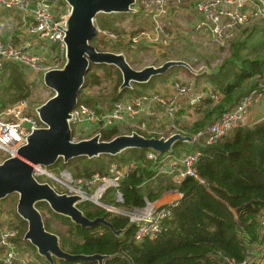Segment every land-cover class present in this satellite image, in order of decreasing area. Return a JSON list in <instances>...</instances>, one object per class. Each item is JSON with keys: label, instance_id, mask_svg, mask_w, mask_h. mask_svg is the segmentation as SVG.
I'll return each instance as SVG.
<instances>
[{"label": "trees", "instance_id": "1", "mask_svg": "<svg viewBox=\"0 0 264 264\" xmlns=\"http://www.w3.org/2000/svg\"><path fill=\"white\" fill-rule=\"evenodd\" d=\"M242 32L248 34V39L256 38L251 45H247L245 42H235ZM231 42H234L233 47L236 55L242 50V47L248 51L244 57L234 56V59L231 60L225 58L219 67L218 75L208 74L212 87L223 94V99L220 102H215L212 98L207 97L194 104H189L191 106L187 109L178 111L179 119L176 120V124L186 130L187 132H184L188 135H193L205 128L223 112L236 106L247 93L256 87L253 78L264 68V53H262L264 29L255 28L253 31L249 28L242 29L230 41V44ZM98 44H93V46L99 51L122 52L118 51L114 45L104 44L101 47L102 41ZM176 53L178 58L169 59L172 57L169 56L170 52L168 59L167 56L164 59L166 61L185 60L183 57H186L191 60L193 65L205 62L209 67L221 59L215 57L208 50H206V55H200L199 58L189 52V49ZM246 56L250 58L247 59ZM135 57L136 60H130L129 63L132 65L139 63L140 65L136 66L138 68H134H142V60L136 55ZM161 63L164 62L161 60ZM2 77L4 79L3 90L8 94L9 105L13 106L15 101L32 97L33 89L26 82L20 65L8 63L1 73L0 82ZM156 78L153 77L147 83H134L132 87L120 89L123 79L119 68L108 64H93L85 77V86L79 94L78 102H85L94 107H98L102 102L113 104L124 98L126 93L140 95L150 92L149 87ZM197 78L200 79V75H197ZM247 82L251 83L250 91L240 97H234L236 88ZM100 84L105 86L101 88L105 100L99 101L88 94L84 96L86 88ZM44 102L46 100L41 104ZM0 107L8 106L1 104ZM71 127L74 128L72 125ZM121 134H125L123 130L111 127L105 129L101 137L102 140H111ZM148 136L159 137V135ZM186 143L188 142L176 143L174 152L201 150L202 156L197 164V170L208 185L200 183L194 177H187L179 184L174 183L171 178L167 180L158 178L157 190L147 189V197L152 200L157 199L165 190L171 188L177 189L182 194L174 206L173 217L166 223L167 229L157 239L137 242L134 239L135 226L130 224L127 218L107 213L104 209L88 202L77 206L91 219L105 216L115 230L122 231L121 234L117 235L113 229L102 224L83 228L73 223L68 217L55 214L51 209H49L50 214H53L61 222H68L70 226L69 230L63 233L53 230L44 220L46 229L57 234L62 249L71 254L107 255L103 264H223L225 256L234 257L237 260L244 259L247 256L248 248L255 243L264 242V234L260 227V218L264 213V119L254 125L234 130L229 136L214 145L203 147L194 143L193 150L177 151L176 147L185 146ZM139 150L142 151V149ZM142 152L141 155L129 152L133 157L129 161L136 162L138 167L122 182L121 189L124 192L126 206L145 204L144 190L147 187L144 185L151 180V171L148 165H144L146 163L142 160L144 151ZM100 156L109 157L112 161H120L119 163L125 161L119 154ZM4 158L6 159V157ZM61 161L48 169L51 172L58 170ZM78 161L83 163L82 168L76 165ZM63 167L67 170L70 169L75 178L91 177L97 171L103 174L107 172V167L101 163L100 157H78L64 163ZM72 167L75 169L72 170ZM108 194L113 197L112 192ZM13 198L8 196L5 202H13ZM37 208H41V204L37 203ZM13 213H15L14 224L16 221L15 226L20 232L21 240L18 242L22 251L21 245L24 243L21 241L24 240L27 223L16 210ZM69 264L99 263L93 260H81Z\"/></svg>", "mask_w": 264, "mask_h": 264}, {"label": "built area", "instance_id": "2", "mask_svg": "<svg viewBox=\"0 0 264 264\" xmlns=\"http://www.w3.org/2000/svg\"><path fill=\"white\" fill-rule=\"evenodd\" d=\"M182 4H187L195 11L197 14L195 28L203 34L207 33L208 39L214 44H227L242 29L255 22L264 21V0H136L134 11H141L153 26L151 29L135 33L130 38L132 46H140L146 41L157 45L163 35L169 36L164 30L163 20H168L172 16L171 6ZM0 9L16 10L27 15L26 19L29 20L27 31L32 37L23 44L15 42L12 38H0V76L6 65L12 62L23 64L28 70L41 71L43 74L50 69L58 68L59 62L48 65L34 50L42 43H51L59 45L63 54H66L65 38L69 14L59 15L52 0H0ZM253 81L256 87L236 106L223 112L205 128L190 135L193 143L203 147L214 145L234 130L250 125L249 110L264 96V68ZM169 89V93L159 90L140 95L126 93L121 100L113 104L102 102L98 107L78 102L71 112L70 124L102 123L106 126L121 124L131 127V132L126 134L137 132L145 137H155L144 135L143 132H155L150 130L149 122L162 114L167 118L166 123H163L166 124L164 132H171L167 135L162 133L159 137H169L181 133L177 131L174 122L180 105L195 103L206 97L212 98L215 102L223 99V94L219 91H205L192 83L180 80L171 82ZM42 127L45 125L39 112L28 106L25 101L13 106L0 107V151H3L7 158L14 156L16 151L28 142V137ZM173 149L174 146L164 153L153 148L142 149L144 151L142 160L146 163L145 166H149L151 179L168 176L174 183L179 184L187 177H194L200 183L208 185L197 170L202 151L176 153ZM110 166L111 173L108 175L93 174L91 177L77 178L67 169L62 170L61 178L48 168L35 166L34 176L38 180L39 176L52 178L64 188L63 193L78 195L81 201L90 199L107 213L127 218L129 223L135 226L134 239L137 242L157 239L167 229L166 223L173 217L174 206L181 197L163 203L158 199L152 200L144 196V205L126 206L124 192L121 189L122 182L138 167L137 163L130 161L121 166L118 162H112ZM95 186H97L95 192L89 196L88 190ZM110 192L114 195V203L102 200L104 195L106 197ZM0 215H2L0 217L2 263L33 264V257L20 250L17 241L19 230L14 224L15 215L4 211ZM260 225L264 234V213L260 218ZM54 264L66 263L55 261ZM223 264H264V242L255 243L248 248L247 256L242 260L225 256Z\"/></svg>", "mask_w": 264, "mask_h": 264}, {"label": "water", "instance_id": "3", "mask_svg": "<svg viewBox=\"0 0 264 264\" xmlns=\"http://www.w3.org/2000/svg\"><path fill=\"white\" fill-rule=\"evenodd\" d=\"M66 1L71 7L65 38L67 61L62 68H53L44 73L46 86L55 92L38 108L45 127L36 129L14 156L0 163V202L10 195L18 194L17 211L28 224L24 240L30 241L50 264H54L56 259L69 263L93 260L103 264L107 255L71 254L63 250L59 236L46 229L37 203L47 202L55 213L69 217L83 228L102 224L113 229L117 235L122 231L115 230L105 216L94 219L87 217L77 206L82 200L80 196L59 193L50 183L40 182L34 176L35 166L49 168L60 160L68 163L83 156H116L127 149L153 148L164 153L178 142H192L190 135L181 133L169 137H145L137 132L121 134L111 140H102L97 134L88 139L73 141L70 118L85 86V77L93 64H108L119 68L123 76L121 89L131 87L132 83H146L152 77L166 74L176 66L193 68L184 60H168L160 66L149 65L135 69L123 53L99 51L91 44L98 32L94 20L99 13L132 12L136 0Z\"/></svg>", "mask_w": 264, "mask_h": 264}, {"label": "rangeland", "instance_id": "4", "mask_svg": "<svg viewBox=\"0 0 264 264\" xmlns=\"http://www.w3.org/2000/svg\"><path fill=\"white\" fill-rule=\"evenodd\" d=\"M52 2L54 4V8H55L56 12L59 15H68L70 13L71 7L66 0H52ZM22 18H23V14L16 12V11H7V10L0 11V38H2V37L8 38L11 34H17L18 31H20V28L18 27L19 23L23 26ZM146 21H147V23H145ZM94 24L96 25L98 32H97V35L95 37L96 39L94 38V40L91 42L92 45L93 44L99 45L98 43L100 41H102L103 45L101 47H103L104 44L114 45L115 48L118 49V51H122L120 53H123L125 55L126 60L128 62L130 60H136V57H135V55H136V56H138V58H140L142 60V64H141L142 66H143V62L144 63H146V62L147 63H152V62L154 63V58L156 57V55L153 52H147L146 54H144L145 57L144 56L142 57L138 53V50L140 48H142L144 45L148 46V44H149L151 46V48H154L156 45L154 43L152 44L151 42L146 41V42H143L140 46L133 47L131 39H130L135 33L139 32L143 29H147V28L151 29V27L153 26L152 23L149 22V20L145 17V15L141 11H139V12L138 11H132L129 13H121V14H118V13H110V14L99 13L94 20ZM163 27H164L165 32H168L167 26L165 24H163ZM247 28H249V30L251 29L252 31L255 28L262 30V29H264V21L263 22H260V21L255 22L253 25H251ZM24 37H26V34ZM24 37H23V39H24ZM255 39H256L255 37L248 39V34H244L242 32L240 34V36L235 40V42H243V43L245 42V44L251 45L252 42H254L253 40H255ZM193 42H194L193 51L197 52V53H194V56L199 58L200 55H204L206 53V50L208 48V51H210L212 54H214L215 57L221 58L217 63H214L212 67L207 66L205 62H203L199 65H193V63H192L191 66L194 70L193 72L200 74V79H198L194 75V77H191V82L194 83L195 86H197L198 85L197 81L200 80L201 83L199 82L200 83L199 87H202V88H204L205 86H208V85H212L211 82H209L208 74L213 73L215 75H218L219 71H220L219 67H220L221 63L224 62L225 58H229L231 60V59H234V56H237V58H240V56L244 57L248 51L242 47L241 48L242 50H240L239 53H237V55H236V51L234 50V47H233L234 42H231V44H230V42L227 44H222L221 47H219L220 44H214L210 40H206V41L204 40V43H202V44H201L200 40H196ZM173 47H175V45H173ZM195 47H196V49H195ZM211 50H214V51H211ZM177 51H181V50H177ZM34 52L36 53L37 56L41 57L42 61H46V63L48 65H52V64L55 65V64H57V62H59L58 68H60L61 66H64L66 61H67L66 54L65 55L63 54L60 46L57 44L42 43L37 48H35ZM176 52H173V54L171 53V56L174 57V55H175V57H177L178 54ZM262 53H264V48L262 50ZM133 54H135V55H133ZM198 58H196V59H198ZM246 58L249 59L250 57L246 56ZM12 63H14L15 65L18 64L21 66V68L23 69V73L25 75L26 82L28 84H30L31 85L30 88L33 89L32 97L15 101L13 105H15L19 102L25 101L28 104V106H30L31 108H34L35 110L38 111L39 106H41L43 104V103L41 104V102L44 100L47 101L50 97H52L55 94V92L46 86V84L44 82L43 72L36 71V70H28V68L25 67L23 64L21 65L20 63H15V62H12ZM130 65L133 68L134 67L138 68L136 66H139L140 64L135 63L134 65H132L130 63ZM158 65H161V64H158ZM182 73H184V75H186V76L188 75V72L185 71V68H182L180 66H178V67L176 66V67L172 68L166 74H162V75L155 76V77L158 78L161 76V79L163 82H169L172 79H174L176 75L178 77H180V76L182 77ZM122 79H123V76H122ZM3 81H4V79L2 77V80L0 82V105L4 104L5 106H11L7 102L8 94H6L3 90L4 89ZM154 82H157V80ZM122 83H123V81H122ZM132 84H134V83H132ZM121 85H120V89H121ZM103 86H104V84H100V85H97L95 87L89 86L88 88L85 89L84 96L86 94H88L90 97L95 98L99 101L105 100V99H103V92L101 89ZM131 87H132V85H131ZM251 87H252L251 83L247 82L244 85H242L241 87L236 88V90L234 92V97H237V96L240 97L243 94H245L246 92H249ZM213 90H215V89H213ZM107 93H109V92H107ZM83 98H85V97H83ZM33 99H34V101H31ZM189 106H191V105H189ZM249 116L251 119V123L249 126L254 125V124H256V123H258L264 119V96L258 102H255L253 104V106L249 110ZM164 118H166V117H164ZM164 118H162V116H161V121ZM165 125L166 124H163V123L156 125L155 120H152L151 122H149V128H150V130H155V132L147 131V132H143V134L148 136V135H160L162 133H166V135H167L171 131L164 132ZM72 126H74V128L72 129L73 133H74L73 139L76 141H79L80 139H88V138H91L92 136L97 135V134L100 136V139H102V137H101L102 132L105 129L111 128V127H115L119 130H123L124 133H130V129H131L130 126L127 127V126H124L121 124L106 126L102 123H86V124L76 123V124H72ZM176 126H177L178 132H181V133L187 132L186 130L181 128L178 124H176ZM176 148H178L177 151L193 150L195 148V146H194L193 142H188L185 144V146L179 145ZM129 152L130 153H136L138 155H141L143 153L139 149H131V150H127V151H123V152L119 153V155H122L123 156L122 158L125 160L124 163H120L121 166H125L127 164V162H130L129 159L133 158V157H131ZM4 157L7 158L5 153L3 151H0V163H2L5 160ZM97 157H100L101 163L106 165L107 172L103 174L100 171H97V172H94L93 174H99L100 176H105V175H108L109 173H111V171H110L111 166L110 165L112 164V162H116V161H112L109 157H106V156H104V157L103 156H96L94 158H97ZM64 163H65L64 160H62L60 162V166L58 167V170L53 171L58 177H61L60 173L62 172L63 169H66L65 167H63ZM76 165L79 168H82L84 166L83 163L80 161H78L76 163ZM71 169L73 170L75 168L72 167ZM71 173L73 174V172H71ZM158 178L167 180L168 178L170 179L171 177L167 176V177H157V178L151 179L147 184L144 185L147 187L144 190L145 196H148L147 195V189H151L153 191L157 190L156 184H157V181L159 180ZM39 181L49 182L52 186L55 187V189L59 193L65 192L64 188L61 185H59L58 183H56V180H54L52 178L50 179V178H47L46 176H41V177L39 176ZM96 188H97V186L88 190L89 196H91L95 192ZM172 189L173 188L167 189L164 192H168ZM10 196L14 197L13 202L6 203L5 199L2 200L0 202V213L2 211H5L8 214H11V213L15 214V213H13L14 210H16V212L18 213L17 204H18L19 196H18V194H13ZM102 200L105 202L114 203V195H113V197L110 196L109 194L106 197L104 195ZM85 202L91 203L92 205L103 209L102 207L97 206L90 199L83 200L80 203H78V205L81 203H85ZM39 204H41V208H38V209L40 210V212L43 216V220H45L46 223L49 224L53 228V230H55V231L57 230V231L63 232V233H66V231L69 230L70 225L68 222L63 221L64 222L63 223V222L59 221L58 218L55 217L53 214L49 213V209H51V207L47 202H39ZM5 208H7L9 210H6ZM13 208H15V209L12 210ZM55 214H57V213H55ZM1 216L2 215H0V217ZM15 225H16V221H15ZM27 229H28V224H27ZM18 240H21L19 236H18ZM21 243H24V245H21L22 251L26 252L27 254H29L33 257V260H32L33 264H50V262L45 257H43L39 254L37 248L35 246H33L30 241L23 240V241H21ZM18 244H19V242H18ZM19 246H20V244H19ZM55 261L60 262V260H58V259H56ZM0 264H3L1 251H0ZM66 264H69V263H66Z\"/></svg>", "mask_w": 264, "mask_h": 264}, {"label": "crops", "instance_id": "5", "mask_svg": "<svg viewBox=\"0 0 264 264\" xmlns=\"http://www.w3.org/2000/svg\"><path fill=\"white\" fill-rule=\"evenodd\" d=\"M170 10H171L172 16L168 20H163V23L167 26L169 36L163 35L161 42H159V44H157L154 48H151V46L148 44V46L144 45L142 48H140L138 50V53L142 57L147 52H153L156 55V57L154 58V63L153 62L152 63H147V62L144 63L143 62L142 68L149 66V65H155V66H160L158 64L162 65L163 63H161V60H162V62L165 63L166 59H164V58H166V56H167V59H168L169 53L171 52L173 54V52H176L177 50L189 49V52L197 53V52L193 51V49H194L193 48L194 47L193 41L200 40L201 44H202V43H204V40L205 41L209 40L207 37V33L203 34L202 32L198 31L195 28V23L197 21V14L195 13V11L190 6H188L187 4L173 5L170 7ZM0 11H5V10L0 9ZM7 11H16V10H7ZM16 12H19V11H16ZM19 13L23 14L22 23H23L24 27L19 23L18 27L20 28V31H18L17 34H11L8 37V39L12 38L15 42H17V43L19 42L20 44H23V43L27 42L28 40H31L32 37L30 34L28 35V31H27V27L29 24V20L26 19L27 15H25L23 12H19ZM145 23H147V21ZM25 34H26V37H24ZM23 37H24V39H23ZM2 38L6 39L5 37H2ZM173 45H175V47H173ZM220 46H221V44H220ZM195 49H196V47H195ZM207 50H208V48H207ZM169 56H171V55H169ZM173 58H178V57H175V55H174V57H169V59H173ZM183 59H185L186 62L190 66L192 65L191 61L188 60L186 57H183ZM142 68H139V69H142ZM182 68H185V71L188 72L187 76L184 75V73H185L184 72V73H182V77L181 76L178 77L176 75L175 78L172 79L173 81L171 80L169 82H163L161 79V76H160L154 80V81L157 80V82H154V81L152 82L151 86L149 87L150 92H153L155 90H159L161 92H165V93L168 92L169 93V90H170L169 85L171 82L180 80L184 83H192L191 77H194V75L196 77H197V75H200V74L193 72V70L191 68H187V67H182ZM43 76H44V74H43ZM198 82H200V81H197V84H198L197 86L199 87L200 86L199 84L201 82L200 83H198ZM209 82H210V80H209ZM192 84L194 85V83H192ZM199 88L202 90H205V91L214 89L212 87V85L205 86L204 88H202V87H199ZM189 104H194V103H184V104L179 106L178 111L182 110V109H187L189 107ZM178 111L176 114V119L174 121L175 125H176V120L179 119ZM161 116H162V118L165 117L162 114L158 115L157 119L155 120L156 125L159 123H166L167 118H164L162 121H160ZM180 197H181V193L178 190L173 189V190H170L168 192H164L157 199L160 200L161 202L165 203V202H170L174 199H179Z\"/></svg>", "mask_w": 264, "mask_h": 264}]
</instances>
